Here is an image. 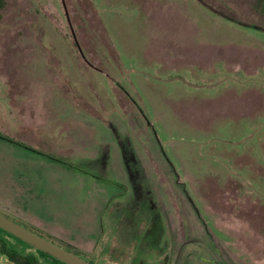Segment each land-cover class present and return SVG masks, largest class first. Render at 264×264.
Here are the masks:
<instances>
[{"label":"rangeland","instance_id":"obj_1","mask_svg":"<svg viewBox=\"0 0 264 264\" xmlns=\"http://www.w3.org/2000/svg\"><path fill=\"white\" fill-rule=\"evenodd\" d=\"M263 29L264 0H0V76H39V89L72 93L76 110L107 113L132 174L81 193L39 166V224L66 239L108 235L103 251L76 253L92 264H264ZM86 128L120 150L103 123ZM26 165L0 146V188L16 187ZM108 198L122 216L111 226Z\"/></svg>","mask_w":264,"mask_h":264},{"label":"crops","instance_id":"obj_2","mask_svg":"<svg viewBox=\"0 0 264 264\" xmlns=\"http://www.w3.org/2000/svg\"><path fill=\"white\" fill-rule=\"evenodd\" d=\"M26 76L13 75L6 79L0 76L5 82L3 84H7L9 88L7 90L4 86L5 90L0 92V121L4 123V128L0 127V131L6 133L5 137H0V144L10 150L13 148L18 150L21 161L27 164V168L22 169L23 175L20 176L21 171L18 173L20 181L16 187L0 188V215L15 223L31 227L54 240H59L76 252L80 250L85 253L101 252L108 248V235L96 236L92 239L79 240L71 237L66 239L53 234L48 227L39 224V193L43 187L39 186V166L44 167L49 163L57 174L61 173L73 178V183L79 186L81 193L84 187H87L85 191L98 188L99 184L105 182L97 179L109 176L108 173L112 175L113 171L118 169L125 173L126 177H131L132 174H128L125 169L123 128L107 121V113L104 114V118H100L76 110L70 103L72 93L68 90L61 91L60 84L55 86L56 89L45 91L39 89V83L35 85L36 81H39V76L33 81L31 80L34 77ZM55 81L59 82L58 79ZM91 120L96 123L101 122L106 129H110L120 150L117 147H109L108 150L105 144L92 138L86 128ZM6 127H10L7 132ZM13 128H18V134L11 131ZM11 137L17 139L11 140ZM44 152L52 156L46 158L41 154ZM92 169H96L99 176L94 175ZM71 190L70 186L67 192L72 194ZM104 200L103 197L97 205L104 203L106 201ZM113 201L108 198V203L113 204ZM116 204L118 203L113 204L115 207L107 216L108 226L114 224L113 219L122 218L118 214L119 206ZM95 216L97 212L93 215L94 219ZM92 224L95 225L91 222V226ZM92 253L89 255H94ZM0 264H9L2 255H0Z\"/></svg>","mask_w":264,"mask_h":264},{"label":"water","instance_id":"obj_3","mask_svg":"<svg viewBox=\"0 0 264 264\" xmlns=\"http://www.w3.org/2000/svg\"><path fill=\"white\" fill-rule=\"evenodd\" d=\"M0 231L9 234L35 251L45 254L62 264H90L75 254L38 237L2 215H0Z\"/></svg>","mask_w":264,"mask_h":264},{"label":"trees","instance_id":"obj_4","mask_svg":"<svg viewBox=\"0 0 264 264\" xmlns=\"http://www.w3.org/2000/svg\"><path fill=\"white\" fill-rule=\"evenodd\" d=\"M262 33H264V29L262 31ZM19 225V224H18ZM21 226V225H20ZM23 227V226H21ZM25 228V227H23ZM39 237V236H38ZM48 241V240H47ZM50 242V241H49ZM51 243V242H50ZM53 244V243H52ZM63 248L66 251H69L75 255H77L75 250L71 249L70 247H68L67 245H61L58 246ZM38 252V251H37ZM40 253V252H39ZM0 255H2L5 260L9 263V264H39L37 263V261L33 258L32 255L29 254H25V255H21L16 253L15 251L9 249L2 238H0ZM78 256V255H77ZM52 259V258H51ZM87 261V260H85ZM88 263L92 264L91 262L87 261Z\"/></svg>","mask_w":264,"mask_h":264}]
</instances>
